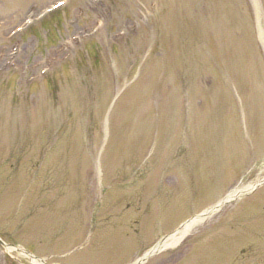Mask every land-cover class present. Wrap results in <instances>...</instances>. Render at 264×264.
<instances>
[{"label": "rangeland", "instance_id": "obj_1", "mask_svg": "<svg viewBox=\"0 0 264 264\" xmlns=\"http://www.w3.org/2000/svg\"><path fill=\"white\" fill-rule=\"evenodd\" d=\"M51 1L0 0V167L6 162L3 155H7L5 146L12 129L15 132L10 138L14 141L13 152L18 157L22 156L20 162L12 161V168H0V184L10 178L8 175L12 177L8 191L0 197V234L9 236L11 242L23 243L49 262L130 264L137 255L152 247L159 238L173 232L190 216L215 204L233 188L262 178L264 37L258 35V31H264V0H231L232 4L229 0H73L65 14H61L63 22L56 30L48 31V26L36 24L30 31L28 29L10 38L28 10L39 11ZM157 12L161 15L159 20L155 18ZM192 18L196 22H202L200 19L204 21V26L199 28L206 40H210L207 52L215 55L221 65L232 63L233 71L237 69L233 78L246 81L238 85L247 89V101L243 106L251 126L247 138L243 137V131H239L238 126L235 128L232 108L238 114L236 100L230 89L208 68L205 79L199 78L202 81L201 95L208 102L209 98L216 101L213 102L214 107L206 105L204 110L215 111L216 107L222 106L220 114L228 112L230 120L227 127L230 131L222 130L221 123L214 118L204 122L207 129L198 126L201 119L199 109L195 104L189 106L188 113L195 115L192 121L196 122L199 130L207 132H200L204 141L201 150L191 152L189 169L181 170L180 165L168 163L167 151L170 134L172 131L177 134L180 122H183V114L186 113L183 103L169 102V106L164 105L165 110L174 107L180 114L173 125H164L165 134L163 123L159 127L151 124L150 133L143 135L138 142L136 133L127 130L140 116L138 111H141V116L149 112V121H146L148 130L150 122L154 121L155 102H160V98L163 102L177 100L178 91L172 93L171 88L166 86L169 83L162 80L159 72L168 63L167 54L181 55L182 51L178 50L180 45H193L194 36H190L192 26L187 22ZM211 23L215 36L209 34L206 28ZM84 35L90 37L86 40ZM87 41L90 42L84 45ZM197 56L204 59V63L207 60L202 51ZM68 61H73L74 65L63 67ZM84 65L94 71L98 66L105 76L107 72L112 76V95L116 99L108 102L104 117L110 110L111 102L116 103L122 98L120 106L111 116L112 135L108 145L105 139L109 124L105 119L100 121L99 131L95 132L93 128L92 132L81 137V133L78 135V130L73 129L75 122L68 116L76 105L74 99L77 100L75 89L79 80L75 70ZM43 70H48L45 75ZM48 74L51 77L47 80ZM64 95H70L69 99L66 97V103H63ZM104 96L102 89L101 102ZM64 104H68L67 108L64 106L66 109L69 108L65 115ZM126 112L131 113V116H126L127 121L124 120ZM216 122L220 130L214 138ZM52 131H58V135L49 137ZM222 131L225 132L224 140L219 137ZM176 142L177 139L172 146H176ZM155 143L157 150L153 158L149 153L154 151L151 145ZM219 153L221 157H218ZM37 163L42 170L46 168L41 171V182L52 186L46 198L49 206L55 202H68L72 191L68 184H71L72 177L74 187L79 185L74 194L80 192L77 196L80 204L73 215L83 224L79 226L74 244L77 241L80 242L78 246L86 244L85 239L89 238L92 227L90 220L96 209L94 232L90 236L92 243L86 246L85 251L72 252L67 258L61 256L71 244L66 242L67 237L60 240L51 236L56 224L52 225L54 220L50 222L47 219L46 216L51 213L45 212L46 204H40L41 201L46 203V200L37 198L38 190L33 198L38 201V209H28L27 214L23 212L21 216L15 212L19 190L32 170H36ZM229 163L230 169H238L236 175L249 167L252 171L244 180L239 181L238 175L229 182ZM208 164H211L209 168ZM207 168L216 171L207 177L203 186L199 185L194 190L193 180L187 183L185 176L196 172L199 179L201 174H208ZM12 169L15 171L11 172ZM216 174H220V180L214 184ZM186 188L192 189H189L190 193L185 190L184 195L182 191ZM174 194L187 197L168 202L170 197L167 196ZM250 199L234 201L195 224L179 245L166 249L144 264H242L243 261L244 264H253L261 249L250 246L252 239H245L242 234L235 235V226L231 227L234 222L235 225L238 222L243 225L254 222L258 229L263 227L262 239L255 241L257 245H262L264 251V188ZM55 214L56 211H53L54 217ZM259 234L256 232L255 237ZM230 238V245L237 246L231 257L240 256V260L231 263L230 257L215 263V249ZM243 246H250L246 255L240 252ZM4 251L0 246V264H32L18 253L11 259ZM261 257L259 264H264V255Z\"/></svg>", "mask_w": 264, "mask_h": 264}, {"label": "bare ground", "instance_id": "obj_2", "mask_svg": "<svg viewBox=\"0 0 264 264\" xmlns=\"http://www.w3.org/2000/svg\"><path fill=\"white\" fill-rule=\"evenodd\" d=\"M185 232V230H182L179 234L175 235V237H172L168 239L166 242H164L163 246H170L172 244H175L178 241V238L181 237V235Z\"/></svg>", "mask_w": 264, "mask_h": 264}]
</instances>
